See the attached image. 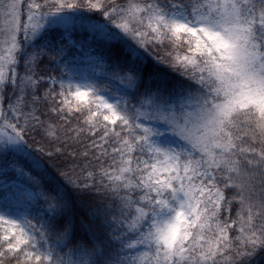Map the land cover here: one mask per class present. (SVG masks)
I'll return each instance as SVG.
<instances>
[{"label":"snow or ice","instance_id":"obj_1","mask_svg":"<svg viewBox=\"0 0 264 264\" xmlns=\"http://www.w3.org/2000/svg\"><path fill=\"white\" fill-rule=\"evenodd\" d=\"M0 264H264V0H0Z\"/></svg>","mask_w":264,"mask_h":264},{"label":"rangeland","instance_id":"obj_2","mask_svg":"<svg viewBox=\"0 0 264 264\" xmlns=\"http://www.w3.org/2000/svg\"><path fill=\"white\" fill-rule=\"evenodd\" d=\"M84 63H77L78 71L83 73L84 75H89L92 68H95V71L99 74L101 69L94 61L90 62L88 56L80 58Z\"/></svg>","mask_w":264,"mask_h":264},{"label":"trees","instance_id":"obj_3","mask_svg":"<svg viewBox=\"0 0 264 264\" xmlns=\"http://www.w3.org/2000/svg\"><path fill=\"white\" fill-rule=\"evenodd\" d=\"M73 51H75L76 54H77L78 63H84L80 58L87 56V55H83V53H86L88 51L87 46L86 45L84 46L83 52H82V50L79 47L73 49ZM91 54L92 55H96V53H91ZM100 79L103 80V77H100ZM37 139H39V137H37ZM20 163L23 164V163H25V161L23 159H21Z\"/></svg>","mask_w":264,"mask_h":264}]
</instances>
